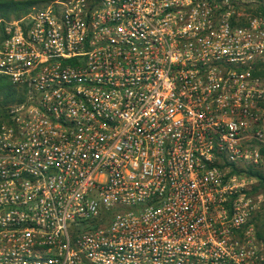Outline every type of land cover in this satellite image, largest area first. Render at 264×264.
I'll use <instances>...</instances> for the list:
<instances>
[{
  "label": "built area",
  "instance_id": "2783aa9c",
  "mask_svg": "<svg viewBox=\"0 0 264 264\" xmlns=\"http://www.w3.org/2000/svg\"><path fill=\"white\" fill-rule=\"evenodd\" d=\"M53 0L4 26L0 264H264V12Z\"/></svg>",
  "mask_w": 264,
  "mask_h": 264
},
{
  "label": "trees",
  "instance_id": "16d2710c",
  "mask_svg": "<svg viewBox=\"0 0 264 264\" xmlns=\"http://www.w3.org/2000/svg\"><path fill=\"white\" fill-rule=\"evenodd\" d=\"M39 0H0V42L5 37L4 33V18L9 20L10 17L14 19L19 18L28 13ZM247 10L249 11H261L264 12V5L258 7L257 10H251L247 4ZM12 15V16H11ZM20 97L15 88L10 84L6 76L0 75V106H4L16 100ZM249 176L255 177L258 184L251 188L252 194H259V190L264 191V172L257 168L249 167L245 170ZM257 218V214L254 216L253 221ZM257 235L264 238V232L262 230H256Z\"/></svg>",
  "mask_w": 264,
  "mask_h": 264
},
{
  "label": "rangeland",
  "instance_id": "374dc122",
  "mask_svg": "<svg viewBox=\"0 0 264 264\" xmlns=\"http://www.w3.org/2000/svg\"><path fill=\"white\" fill-rule=\"evenodd\" d=\"M53 0H39L37 2V4L34 6L35 8H40V7H44L46 5L51 4ZM264 5V0H248V6L251 10H257L259 6ZM12 16V15H11ZM13 17H10L9 20H7L6 18H4V26L7 24V22L13 20ZM257 169L262 170V172H264V164H262L261 166L257 167ZM258 184V181L255 177H253L252 179V183H251V188L255 185ZM261 191V192H260ZM259 197L261 198V204H260V208L257 211V218L253 221L256 230H262L264 232V191L259 190Z\"/></svg>",
  "mask_w": 264,
  "mask_h": 264
}]
</instances>
